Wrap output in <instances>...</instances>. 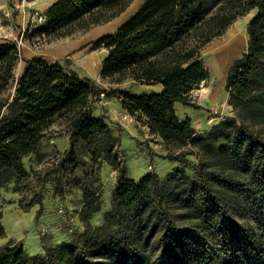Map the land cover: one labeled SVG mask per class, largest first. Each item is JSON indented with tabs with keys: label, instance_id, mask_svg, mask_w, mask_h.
<instances>
[{
	"label": "trees",
	"instance_id": "trees-1",
	"mask_svg": "<svg viewBox=\"0 0 264 264\" xmlns=\"http://www.w3.org/2000/svg\"><path fill=\"white\" fill-rule=\"evenodd\" d=\"M132 2L56 0L31 34L70 36L116 19ZM253 10L247 51L227 79L233 114L197 134L175 104L192 105V92L209 80L203 48ZM94 48L107 50L105 80L162 85V91L107 88L68 60L42 55L27 59L17 77L20 48L0 42V238L6 235L1 192L29 175L25 157L41 149L53 127L70 138L61 162L66 170L79 166L78 144L97 168L103 161L117 165L119 140L103 100L120 98L166 148L197 147L196 159L167 156L179 164L164 177L134 179L123 171L98 225L89 221L101 209L94 206L97 190L86 187L83 228L46 245L44 254L30 255L10 241L0 249V264H264V0H144Z\"/></svg>",
	"mask_w": 264,
	"mask_h": 264
},
{
	"label": "rangeland",
	"instance_id": "rangeland-1",
	"mask_svg": "<svg viewBox=\"0 0 264 264\" xmlns=\"http://www.w3.org/2000/svg\"><path fill=\"white\" fill-rule=\"evenodd\" d=\"M143 1L133 0L125 13L108 23L91 26L60 38L33 37L32 30L39 25L33 22V18L24 24L12 19V26L2 21L0 42L15 41L20 48V60L15 69L17 77L23 72L27 59L42 55L50 60H68L70 67L80 75L94 78L107 88H122L142 94V87L132 83V80L115 83L101 76L107 50L95 49L94 43L101 36L114 33ZM5 11L2 13L5 19L14 18L20 12L10 8ZM254 14L251 11L239 17L224 35L203 48L202 55L210 78L192 92V105L180 102L175 104L177 116L180 120L190 119L197 134L208 132L220 117L233 114L232 107L228 104V74L230 67L247 51V27ZM110 101L108 107H103L107 109L110 118L112 115L118 119L114 121L111 118L115 122L112 126L113 135L119 140L115 149L117 165L111 166L103 161L97 168L87 150L82 144H78L75 150L79 166L74 170H66L61 162L71 148L70 138L62 127H53L41 149L25 157L29 175L14 179L1 192L6 235L0 238V249L10 241H15L22 243L30 255L44 254L46 245L63 241L85 226L81 221V214L85 205L86 187L97 190L94 206L101 209L89 221L98 225L112 204L113 189L123 171L127 177L134 179H141L148 173L164 177L179 164L167 159V156L184 155L188 160L196 159L197 147L189 145L181 150H169L141 121L121 111L118 103L121 102L120 98ZM95 114L99 115L100 109H96Z\"/></svg>",
	"mask_w": 264,
	"mask_h": 264
},
{
	"label": "crops",
	"instance_id": "crops-1",
	"mask_svg": "<svg viewBox=\"0 0 264 264\" xmlns=\"http://www.w3.org/2000/svg\"><path fill=\"white\" fill-rule=\"evenodd\" d=\"M56 0H0V26L2 24V21H6L8 23L11 24V20H16L18 21V23H26V22H30L32 20V18L35 16V14H39L40 12L42 13V15H44L45 11L55 2ZM144 2V1H143ZM140 7V6H139ZM138 7V8H139ZM12 9L13 11L20 10V12L18 13V15L5 19V17L2 15L3 11L4 13L6 12V9ZM137 8V10H138ZM135 10L133 12V14L137 11ZM127 11V10H126ZM125 11V12H126ZM124 12V13H125ZM253 13L256 14V11L253 10ZM132 14V15H133ZM254 14V15H255ZM9 14H7V16H9ZM250 22V21H249ZM249 24V23H248ZM20 25V24H19ZM248 28V27H247ZM13 31V29H12ZM248 31V30H247ZM107 55V54H106ZM36 56V55H35ZM34 57V56H32ZM30 57V58H32ZM106 57V56H105ZM105 59V58H104ZM50 60V59H49ZM51 61H57V60H51ZM60 61V60H59ZM205 62V59H204ZM206 66V64H205ZM207 68V67H206ZM208 69V68H207ZM98 81V80H97ZM140 87H142L143 89V93H147V92H151V91H162L163 86L162 85H138ZM121 108V111H123V113L125 115H128L127 111L122 107L121 102H118ZM111 101L106 100L104 103L103 101L100 102V105L102 106H107L110 105ZM108 107V106H107ZM230 115V114H229ZM111 118L114 121H118V119L115 116L111 115Z\"/></svg>",
	"mask_w": 264,
	"mask_h": 264
},
{
	"label": "built area",
	"instance_id": "built-area-1",
	"mask_svg": "<svg viewBox=\"0 0 264 264\" xmlns=\"http://www.w3.org/2000/svg\"><path fill=\"white\" fill-rule=\"evenodd\" d=\"M44 21V15L42 14H36L34 17H33V22L34 23H42ZM102 97H105V94H102ZM213 120L211 119L210 122H212ZM63 210H61L62 212Z\"/></svg>",
	"mask_w": 264,
	"mask_h": 264
},
{
	"label": "bare ground",
	"instance_id": "bare-ground-1",
	"mask_svg": "<svg viewBox=\"0 0 264 264\" xmlns=\"http://www.w3.org/2000/svg\"><path fill=\"white\" fill-rule=\"evenodd\" d=\"M221 63V62H220ZM219 66V65H218ZM220 67V66H219ZM226 69V68H225ZM223 73V72H222Z\"/></svg>",
	"mask_w": 264,
	"mask_h": 264
}]
</instances>
